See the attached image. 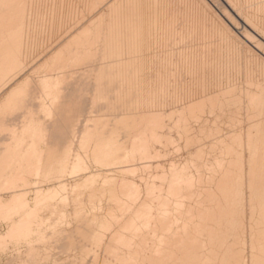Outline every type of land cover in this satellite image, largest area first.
Listing matches in <instances>:
<instances>
[{
	"label": "bare ground",
	"instance_id": "1",
	"mask_svg": "<svg viewBox=\"0 0 264 264\" xmlns=\"http://www.w3.org/2000/svg\"><path fill=\"white\" fill-rule=\"evenodd\" d=\"M69 1L82 22L57 51L63 35L38 41L63 7L46 35L53 0H0V247L22 237V264H40L28 240L71 204L85 226L72 234L101 245L108 233L104 264H261L264 0ZM84 91L119 114L75 132L71 160L55 156L46 119ZM178 146L185 161L168 158Z\"/></svg>",
	"mask_w": 264,
	"mask_h": 264
},
{
	"label": "rangeland",
	"instance_id": "2",
	"mask_svg": "<svg viewBox=\"0 0 264 264\" xmlns=\"http://www.w3.org/2000/svg\"><path fill=\"white\" fill-rule=\"evenodd\" d=\"M43 1L41 0L40 7H42V5L45 3V1L48 3L50 2V0H48V1L45 0L44 2ZM54 1L55 0H53V2L51 4H45V6H43L44 8L42 7L45 14L46 13H48V14L43 16V18L46 16L45 20L43 19L44 22L41 21L42 19L40 21L38 20L40 22V26H38V28H37V29H39V32H41L44 29H46L47 27H49L47 25L50 23L45 22V21H47L46 18L48 19V17H49L51 19L52 14H51V16H49V13L50 12L53 14H54V12L58 13L55 11L56 9L54 7H56V5L59 4L58 2H60L61 0H59V1L57 0L58 4H56V1L54 3ZM62 1L60 2V4L61 3L63 4L65 2V0H62ZM71 1H69L67 3V5ZM53 3L55 6L54 5L50 6ZM72 3H74V2L72 1ZM49 6H50V9H49ZM69 6H67V7L73 9L71 11L74 12V10H75L74 8L76 5L70 4ZM40 7H39V10L41 9ZM52 7H53L54 12L52 10ZM62 7H63V5L61 7L59 6L58 7L59 9L58 8L57 9L60 11V13H62L63 11H66V13L64 14V12H63L61 14L62 18L61 17L56 18L59 13L57 15L54 14V18L53 17L52 18L57 19V20H55L54 23L53 22L51 23V24H53V28H52V25L50 24L49 31L51 32V35L45 37L39 33L40 38L43 36V39L41 38L43 41L39 37H37V40L40 39V41H38L39 43L42 44L44 42L45 43L47 42L46 43L47 45H44L45 43L43 44L44 47L45 46L48 47V42H49V46L52 47L55 45L57 47L56 50L58 49L57 51H59L61 48H63V46L67 45L65 42H67L69 44L74 39V36H77V34H78V33H76V34L74 33L75 35H73V38L71 36V38L69 37V39L66 41V39L69 35L68 34L69 31L67 32V30L70 29V27H69L70 23H71L70 20H73L76 16L78 17L77 20L79 19V17H82V15H80V10L76 9V13H75L76 15L74 18H72L71 16L74 15V13H72V15H71L67 12V10H66L67 7H65V6H64L65 8L63 7V9H65V10H63ZM41 10L39 11L41 14V15H39L40 17L43 14V12H41ZM50 10H52V11H50ZM61 10H63V11H61ZM67 14H68V16H67ZM69 15H71V16L69 17ZM39 16H38V19H39ZM59 16H60V14H59ZM64 16H65V18H64ZM58 19H60V20L58 21ZM64 20H65V22H64ZM38 21H37V23H38ZM67 21H70V22L67 23ZM73 21L75 23L72 22L71 26H73L72 25L73 23L75 24L74 26H77L78 24H80L82 22V20H79V21H81V22H79V21H76V19H74ZM62 22H64V23H62ZM65 24H67V25H65ZM55 25L57 27L58 26L59 27L57 28ZM74 26H73V28H74ZM41 27L42 28L44 27V28L42 29ZM65 27L67 28V30ZM58 29H59V31H58ZM44 31L47 32L48 30L46 29ZM36 32L38 33V30ZM50 32H47L46 35H48V33L50 34ZM65 32L67 34L66 35L67 37L64 36V34H63ZM37 33H36V35H37ZM42 34H45V33H42ZM58 34L59 35L61 34V36L63 35L64 39H62V37H61V39L60 38L58 39V37H60V36H58ZM56 36H58V37L56 38ZM50 37H52V38L50 39ZM47 38H48V40H46ZM54 39H58V41H57L58 44L56 41H54ZM63 40H64V42H63ZM52 41H54L53 44H52ZM50 42H51L52 46L50 45ZM62 43L65 45H61ZM58 45H59V47H58ZM56 50H55V53H53V54H56V52H57ZM72 76H74V78H75V76H76V78H80L77 75H72ZM68 77H70V76H68ZM91 95H93V93H91V91H84L81 93H71V94L69 93L68 96H65V98L62 102V105H60L56 109V111L54 112V116L55 115L56 116L53 117L52 119H54L55 121L50 120L48 118L46 119V120H48V122H50V121L53 122L52 125L51 124H49L50 126L48 125L50 137H48V139H47V142H48L47 146L48 147L51 146L50 148H52V150L54 151L53 154L55 156H62V155H64V151L69 149L70 155L68 154V157L71 160V156L75 155V152H73V151L77 148V143L74 142V141H76V138L75 139L73 138V135L75 132H76L75 136H77L80 133L79 131L83 130L85 127L96 125L97 121H99L100 123L104 122V120L107 121L111 118L112 114H115L117 112H118L117 114H119L118 110L116 112L115 111L108 112V110L106 108H104V106L102 108V104H105V102H106L105 100H101V101H99L98 105L92 106L90 103V100L93 96H91ZM65 99H66V101H65ZM86 99H88V100H86ZM31 110L36 115L38 114L37 116L43 115V113H41L40 108L34 107ZM26 111H28V110L23 109V108H17L14 110L15 114H17V115L25 114ZM110 114H111V116H110ZM90 119H92V121ZM0 133L2 135H4L7 132L2 131ZM72 139H73V141H72ZM0 142H1L0 148L5 147L9 144V141L6 142L3 140V142H2V140H0ZM71 142H73V143H71ZM74 143L76 145H74ZM177 151L178 152L176 154L175 153L171 154L170 157H168V158H172L174 161L175 160L176 161H185L188 158L186 156V154L184 153L182 146H178ZM72 152L74 154H72ZM72 159H73V157H72ZM164 159H166V158H162L161 160H164ZM145 172L146 171L141 170L140 173L144 174ZM31 178L33 179V177H31ZM31 190L29 191L30 195L27 194V198L29 200L28 201L29 204L33 205L34 201L33 202H31V201H32V198L34 196L33 194H34V192L36 193V191H34V189H33L34 192H32ZM34 198H33V200H34ZM61 204H63V203H60V206H61ZM70 205L68 207L66 205H64L62 207V208H64L66 206L67 210L62 209V211H66L65 213L68 214V212H70L68 215L70 218L68 217L67 218L68 220L66 219L65 222L59 223V224L58 223L56 224V222L50 223L51 221L55 220L56 216H53L54 219H52L51 221L48 220L49 221L48 224L50 225L49 228L46 230L48 236L43 241H40V240L37 241V238H35V237H32V238H30V240H28L30 242V245L35 247L36 252L38 251V253L41 255L42 261L40 262V264H95V263L96 264H104V260L107 258V255H108L107 250H106L107 249L106 247L108 245V240H109L108 233H107V235L105 234V237L103 238V242L101 243V245L92 244V242L88 241L89 239H88V236H86V235H80L79 233L72 234L71 230L74 231V229L77 228L79 231H84L85 226L80 222L73 221V219H74V218H72L73 214H71L72 212L69 211V210H72V208H71L72 206H70ZM69 207L71 209H68ZM59 208H57V209H59ZM59 211H61V209H59ZM46 212H47V215L44 214ZM43 214L45 216H48L49 212L45 211V212H43ZM48 217H50V215ZM71 218H72V220H71ZM69 219H70V221H69ZM0 222H1L0 234H3L5 226L1 220H0ZM54 228H55V230L56 229L57 230H63V231H65V233H63V234L60 233L59 235L55 233L53 235L52 232L54 231ZM66 231H68V232H66ZM59 232L60 231H58V233ZM85 237H87V238H85ZM86 239H88V240L86 241ZM27 246H28L27 242L24 241L22 239V237H17V238L14 237L11 239L6 238V241L3 242V245H1V247H0V264H22L23 261L26 260L25 250H27Z\"/></svg>",
	"mask_w": 264,
	"mask_h": 264
},
{
	"label": "snow or ice",
	"instance_id": "3",
	"mask_svg": "<svg viewBox=\"0 0 264 264\" xmlns=\"http://www.w3.org/2000/svg\"><path fill=\"white\" fill-rule=\"evenodd\" d=\"M261 60L264 62V45H262ZM243 264H247V261L243 262ZM261 264H264V261H262Z\"/></svg>",
	"mask_w": 264,
	"mask_h": 264
}]
</instances>
